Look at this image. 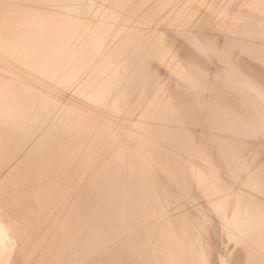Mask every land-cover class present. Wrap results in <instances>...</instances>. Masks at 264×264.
<instances>
[{
    "label": "bare ground",
    "instance_id": "bare-ground-1",
    "mask_svg": "<svg viewBox=\"0 0 264 264\" xmlns=\"http://www.w3.org/2000/svg\"><path fill=\"white\" fill-rule=\"evenodd\" d=\"M16 239L39 264H264V0H0Z\"/></svg>",
    "mask_w": 264,
    "mask_h": 264
},
{
    "label": "rangeland",
    "instance_id": "rangeland-1",
    "mask_svg": "<svg viewBox=\"0 0 264 264\" xmlns=\"http://www.w3.org/2000/svg\"><path fill=\"white\" fill-rule=\"evenodd\" d=\"M198 48H196V53L198 54V55H203V53H205V51L204 50H206V49H202L200 46H197ZM203 50L202 52L200 51V54H199V52H198V50ZM179 53H183L184 54V52H181V51H179ZM202 53V54H201ZM185 57H186V55H184ZM186 59H187V57H186ZM185 59V60H186ZM218 58H214L213 60H211V62H209V63H211V66H212V68H216V64H220L221 63V60H217ZM167 83H168V81H167ZM257 147V146H256ZM258 147H259V149H258ZM258 147H257V149L258 150H260L261 148H262V146H261V148H260V146L258 145ZM12 243H14V245H15V249H10L9 248V245L10 244H12ZM8 246H7V248H5L6 250L3 252V253H0V264H39L38 262V255L36 254V256H35V258H33V257H30V255H29V250H30V247H29V245L27 246V245H24L23 247H19L18 245H19V240L18 239H16V240H13V241H9L8 243ZM25 257H28V258H31L28 262H24V261H22V259L23 258H25ZM34 259H35V263H33V261H34ZM47 262V259L45 258V257H43V259H42V261L40 262L41 264H47L46 263Z\"/></svg>",
    "mask_w": 264,
    "mask_h": 264
}]
</instances>
